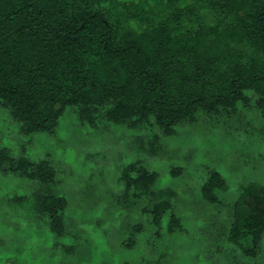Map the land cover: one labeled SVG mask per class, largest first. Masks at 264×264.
I'll list each match as a JSON object with an SVG mask.
<instances>
[{
    "label": "trees",
    "instance_id": "obj_1",
    "mask_svg": "<svg viewBox=\"0 0 264 264\" xmlns=\"http://www.w3.org/2000/svg\"><path fill=\"white\" fill-rule=\"evenodd\" d=\"M252 101L264 119V0H0V108L23 136L54 133L73 109L86 128L154 125L167 137L201 114ZM4 162L38 179L46 214L63 210L47 161L34 166L1 149ZM138 166L122 171L125 199L160 197L152 224L166 217L169 235L182 232L173 203L154 192L157 174ZM226 187L211 173L203 199L216 204ZM263 235L264 186L251 182L239 188L227 239L256 258Z\"/></svg>",
    "mask_w": 264,
    "mask_h": 264
},
{
    "label": "rangeland",
    "instance_id": "obj_2",
    "mask_svg": "<svg viewBox=\"0 0 264 264\" xmlns=\"http://www.w3.org/2000/svg\"><path fill=\"white\" fill-rule=\"evenodd\" d=\"M253 101L201 114L167 137L154 125L129 131L101 121L86 128L73 109L65 110L54 133L23 136L0 108V150L34 166L47 161L53 194L64 204L61 212L46 214L38 179L4 162L0 264H264V235L256 258L227 239L239 188L264 186V119ZM132 163L157 174L154 192L173 203L182 232L169 235L166 217L160 226L152 224L150 211L160 197L137 198L131 191L125 199L120 178ZM213 172L227 186L215 191L216 204L201 193ZM56 218L61 226H52ZM138 226L141 232L134 230Z\"/></svg>",
    "mask_w": 264,
    "mask_h": 264
}]
</instances>
